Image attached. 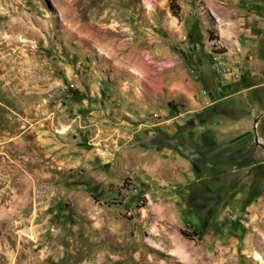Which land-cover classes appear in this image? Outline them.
<instances>
[{
  "label": "rangeland",
  "instance_id": "obj_1",
  "mask_svg": "<svg viewBox=\"0 0 264 264\" xmlns=\"http://www.w3.org/2000/svg\"><path fill=\"white\" fill-rule=\"evenodd\" d=\"M242 29L264 58V0H0V264H264V104L246 145L194 109Z\"/></svg>",
  "mask_w": 264,
  "mask_h": 264
},
{
  "label": "crops",
  "instance_id": "obj_2",
  "mask_svg": "<svg viewBox=\"0 0 264 264\" xmlns=\"http://www.w3.org/2000/svg\"><path fill=\"white\" fill-rule=\"evenodd\" d=\"M248 31L242 29L235 40L231 32L222 31L224 35L216 40L226 50L214 52L212 67L208 62L199 73L196 90L204 87L205 93L200 94L194 109L198 110L196 117L202 124L199 137L204 146L216 143L222 136H227L228 144L251 143L260 124H255V120L263 118L264 58L259 50L254 58L249 56ZM253 33L264 36L262 29Z\"/></svg>",
  "mask_w": 264,
  "mask_h": 264
},
{
  "label": "bare ground",
  "instance_id": "obj_3",
  "mask_svg": "<svg viewBox=\"0 0 264 264\" xmlns=\"http://www.w3.org/2000/svg\"><path fill=\"white\" fill-rule=\"evenodd\" d=\"M254 257L256 258V257H259V256H258V254L256 253V254L254 255Z\"/></svg>",
  "mask_w": 264,
  "mask_h": 264
},
{
  "label": "built area",
  "instance_id": "obj_4",
  "mask_svg": "<svg viewBox=\"0 0 264 264\" xmlns=\"http://www.w3.org/2000/svg\"><path fill=\"white\" fill-rule=\"evenodd\" d=\"M202 93H205V91H202Z\"/></svg>",
  "mask_w": 264,
  "mask_h": 264
}]
</instances>
